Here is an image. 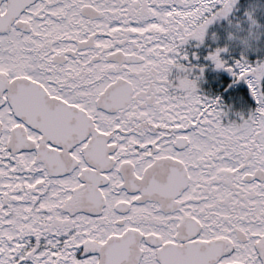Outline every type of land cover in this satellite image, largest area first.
Returning a JSON list of instances; mask_svg holds the SVG:
<instances>
[{"label": "snow or ice", "instance_id": "6c2138e0", "mask_svg": "<svg viewBox=\"0 0 264 264\" xmlns=\"http://www.w3.org/2000/svg\"><path fill=\"white\" fill-rule=\"evenodd\" d=\"M234 3L0 0V264H264V59L225 122L184 47Z\"/></svg>", "mask_w": 264, "mask_h": 264}, {"label": "trees", "instance_id": "16d2710c", "mask_svg": "<svg viewBox=\"0 0 264 264\" xmlns=\"http://www.w3.org/2000/svg\"><path fill=\"white\" fill-rule=\"evenodd\" d=\"M249 3H256L258 5V14L256 13V16L254 14V17L260 25H264V0H235L228 16L218 17L219 20L217 22L214 20L208 25L202 42L198 43L195 39H190V42L186 43L189 47L192 46V51L194 50V52H196V57L199 58V61L196 62V64L205 65L203 73L197 80L198 89L209 96H218L228 110H238L243 112L244 115L249 114L250 110L255 107L254 98L252 97L249 88L246 87L245 80H234L231 73L224 68L215 70L211 67L209 60L206 57L207 53L215 47L210 43V36L212 34H217V41L223 46L225 44L222 43V40L225 41L226 37H229L230 32H235L234 28H231L232 25L239 24L238 26H243L245 29L247 28L244 23L245 20L248 19L243 8L245 4ZM227 21H229L228 24ZM237 25L234 26L237 27ZM258 36H260L259 39H255H258V42L253 45L249 52L242 51L241 53V49L236 46L237 44H234V46L230 48L227 53L225 52L224 55L226 57H239L243 54L250 62L264 59V29L259 32ZM258 43L259 45H257ZM193 71L199 72V69H194Z\"/></svg>", "mask_w": 264, "mask_h": 264}, {"label": "rangeland", "instance_id": "374dc122", "mask_svg": "<svg viewBox=\"0 0 264 264\" xmlns=\"http://www.w3.org/2000/svg\"><path fill=\"white\" fill-rule=\"evenodd\" d=\"M240 9V8H239ZM243 10L246 12V17L248 16V14L250 13L252 16H254V14H255V16H256V13L258 14V10H259V7H258V5L256 4V3H249V4H245V6H244V8H243ZM238 17H239V15H238ZM220 18V17H219ZM219 18H217V19H215V22H217L218 20H219ZM229 23V21H227V24ZM235 26L237 25V24H234ZM234 25H232V29L234 28V30L236 31V27L234 26ZM239 25V24H238ZM237 25V26H238ZM244 25H246L247 27H248V20H245V23H244ZM243 27V26H242ZM259 37L260 36H257V38L259 39ZM217 34H212L211 36H210V43L213 45V46H215V47H217L216 45H218V46H222L221 44H219L218 43V41H217ZM258 39L257 40H254L253 42H252V46H249V47H245L243 44H241L239 41H236V40H230V38L227 36L226 37V39H225V41L224 40H222V43H224L225 45H227V51H226V53L228 52V50L230 49V48H232L233 46H234V44H237L236 46H238L239 47V49H241V53H242V51H245V52H249L250 51V49L253 47V45L255 44V43H257L258 42ZM219 40V39H218ZM190 42V40L187 42V43H189ZM225 45H223V46H225ZM257 45H259V43L257 44ZM184 47L188 50V53H189V58L192 60V62L194 63H196V62H198L199 61V58H197L196 56L195 57H193L192 55H191V53H193L194 52V50L192 51V46L191 47H189L188 45H184ZM215 47H213V48H215ZM191 50V51H190ZM196 53V52H195ZM234 53H236V52H234ZM209 64L211 65V67L212 68H214L215 70H219V69H221V68H216L214 65H213V63L209 60ZM245 85H246V87L248 88V85H247V83L245 82ZM198 91H200L203 95H205V96H209L208 94H206V93H203V91H201L200 89H198ZM211 97H213V96H211ZM255 101V100H254ZM221 102V104H222V106L224 107V110H225V115L223 116V120L225 121V122H227V121H232V120H234V121H237V122H239L240 120H241V118L242 117H245V116H247V115H244L243 114V112H241V111H238V110H228V108H226L225 107V105H224V103L222 102V101H220ZM233 111V112H232Z\"/></svg>", "mask_w": 264, "mask_h": 264}, {"label": "clouds", "instance_id": "9594fccd", "mask_svg": "<svg viewBox=\"0 0 264 264\" xmlns=\"http://www.w3.org/2000/svg\"><path fill=\"white\" fill-rule=\"evenodd\" d=\"M248 27L237 26L235 32L231 33V39L239 41L245 47L252 46V42L257 38L259 32L264 29V25H260L254 16L250 13L247 16Z\"/></svg>", "mask_w": 264, "mask_h": 264}]
</instances>
